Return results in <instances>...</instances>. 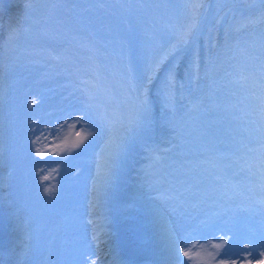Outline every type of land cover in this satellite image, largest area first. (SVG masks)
Here are the masks:
<instances>
[{"label": "rangeland", "instance_id": "1", "mask_svg": "<svg viewBox=\"0 0 264 264\" xmlns=\"http://www.w3.org/2000/svg\"><path fill=\"white\" fill-rule=\"evenodd\" d=\"M8 1L0 0V12ZM17 7L0 61L5 97L0 118L15 128L23 159L45 158V166L64 175L73 189L64 190L72 201L50 207V199L34 195L51 192L54 177L27 169L29 189L20 211L75 213L89 201L90 192L83 196L79 190L82 179L91 181L97 169L113 170L106 175L117 184L114 195L128 203L108 209L113 202L103 203V195L96 194L102 214L108 211L99 227L113 218L111 232L126 234L142 224L147 211L161 213L162 198L172 201L164 218L182 228L184 243L195 232L200 234L194 241L203 240L215 225L214 236L221 234L224 244L230 211L242 217L255 213L253 223L264 229V0H19ZM245 11L257 15L233 23L238 26L225 34L228 22ZM227 35L233 38L220 47L225 55L212 56ZM205 37L217 40L208 44ZM201 55L211 74L196 66ZM81 87L86 93L79 107L63 102L72 88L77 93ZM63 103L68 107H60ZM112 108H119L123 119L114 118ZM102 142L120 145L115 154L105 150L116 160L110 168L95 165ZM57 163L67 168L56 169ZM31 226L20 239L32 244L40 222L31 217ZM193 226L197 229L189 233ZM163 231L148 238L158 250L173 246ZM81 234L75 233L79 241ZM124 234L123 245L141 254L143 247ZM69 238L64 234L66 256H53L48 264L84 263L71 255ZM193 245L188 242L189 251ZM188 255L190 261L202 260Z\"/></svg>", "mask_w": 264, "mask_h": 264}, {"label": "bare ground", "instance_id": "2", "mask_svg": "<svg viewBox=\"0 0 264 264\" xmlns=\"http://www.w3.org/2000/svg\"><path fill=\"white\" fill-rule=\"evenodd\" d=\"M18 2L19 0H9L7 4L8 7L5 5L4 12L3 11L0 12V61H2L3 59L2 56H4V52H6L7 49L8 44L6 43V32L10 30L9 29L11 25L10 22L12 19H14V16L16 15L15 12L17 11L18 8L17 7ZM246 12H251V11H245L243 13L240 12L238 13L239 15L234 19L232 23L228 22L227 28L225 29V34L228 33V31L231 28H236L238 26L235 24H242L246 20L248 21L249 19H253L257 15V14L255 15V13L252 14ZM228 36L229 35H227L224 38V43L221 46L211 51L212 56H214V54L215 57L218 56L222 57L223 55H225L224 52H220L221 50H223L220 49V47L231 42L233 36L231 37ZM216 40H217L216 37L213 38L205 37L203 41L208 44L210 43L215 44ZM147 42H149V40H147ZM176 53L177 52H175L174 54ZM203 56L205 55L203 54ZM203 56H202V61H203ZM196 66H198L200 68V71H202L203 73L211 74V70L209 69V63L207 61L205 62L203 61L201 63L199 62L196 64ZM92 74L95 76L94 72ZM78 89L80 93L84 91V89L82 88H78ZM3 95H4L3 91L0 87V109L5 99ZM70 97L71 98L73 97L72 99L76 101L81 96H78V98H76V93H73L71 94ZM71 106L76 107L79 106V104L77 102H74V104H72ZM114 106H118V105H114ZM63 107H66V105L64 104ZM112 114L114 118L123 119L121 115L122 114L121 110L119 108L118 109L112 108ZM15 133H16L15 128L11 126H7L4 120L0 118V222H4L6 225V232L2 235V237H0V244L4 245V247H10V250L6 253L5 256L3 255L0 256V264H48L51 260V257L53 256L59 257L65 255L64 249H68L69 246L65 242H63L62 236L65 233L70 232L74 227L76 229L72 231V234H74V232L77 231L78 228H80L83 232H86L85 236L87 237V241H84L83 238V240L80 243L78 240L72 237L73 248L70 247L71 255L77 256L82 254V256H87L89 259L101 258V255L104 253V251L105 252L109 251L106 250L107 247H110L111 252L113 251L114 256H116V259L112 257L99 259L95 264H115V262H117L118 259L122 258V255L120 254V250L118 252L116 249H113L116 246V243L114 241L115 240L114 236L118 238L117 240L122 239L123 237L122 233L118 229H116L115 233L110 232L111 228H113L114 226L113 223L103 227H98V225H91V227H87L89 226L91 221H94V218L96 217L94 218L91 217L88 220H85L83 217L79 218L80 211H78V213L66 214L65 217H61V218L49 211L43 212L42 215L39 216L34 213L33 215L34 220H38L41 226L37 230L38 233L37 236L34 237V239H32V244L23 242L20 239L19 234L21 228L19 221L23 220L22 218L24 217V215L18 210V208L22 204V201L25 199L24 195H26L25 188L27 187L26 185L28 182V178L25 175V171H24V168H26V164L24 163V161H28L29 159H24V161L22 160L18 148L19 146L18 137L15 135ZM19 138H23V136L20 135ZM102 147H104L103 142L101 143V148ZM104 149L105 148H102V150ZM115 161L116 160L111 155H106V156L102 155L97 159V164L98 166L101 163L107 164L108 165L107 168H110V165L115 164ZM40 165L42 164L37 163L35 167L39 168ZM62 166L63 165L58 164L56 168H61ZM109 173H102L101 171H97L92 178V182L94 184L90 186V187L100 188V191L97 192V194H103L105 200L113 199L114 197L113 187L117 185L116 183H114L115 180L112 181L105 177V175ZM45 174H51V171L50 170L46 171ZM51 176L58 179L59 175H57L56 173H52ZM260 177L264 181V175H260ZM82 181L84 182L85 178L82 179ZM64 186H65L64 184L54 183L50 187L53 191L45 192L48 194L46 197L50 199V201H52L50 203V207L53 205V208L56 209L54 204L55 202H58L59 199L61 201L73 200L72 197H69L68 195L65 196V194L61 191L63 189L66 190V188H67L66 191H73V189H70L68 187L64 188ZM79 190L81 194H83L84 192L91 191L89 194L90 208L99 206L97 205L98 201L95 199L94 190H89V189L87 190L86 187L82 188V186L79 187ZM111 191H113V193H111ZM45 193L39 192L35 196H44ZM159 201H160V209L163 210L162 209L163 207L164 210L161 213L160 212L157 213L156 211L155 212L153 211L154 212V213L152 212L153 214L148 213L147 211L144 215L145 220H143V218L141 219L143 220L142 224L130 228L128 234L131 235L134 239H136L140 235H143V233L149 232L151 229H155V233L157 231L160 232H162L163 230L166 231L167 234H170L172 236L170 237V240H174L173 246H171V244L167 245V247H165L163 251L166 257L167 256L172 257L173 261L171 262V264H195V263H189L188 255H185L186 252L188 254L192 253L194 257H201L205 264H255L258 263L261 257H264V253L260 255V252L264 247V240L260 245H257L256 243L250 244L248 239H246L247 236L245 235V232L250 228L245 226L244 223L240 221V218H236V217H233L232 221L234 224H236L235 230L238 231V235L237 232H232L231 233L232 235L226 236L225 241L227 242V244L225 243V245L222 246L223 248H220L222 252L215 255L213 254L212 248L209 247L208 245L207 242L208 239H209L208 241H211L216 244L218 243V245L221 244V243L219 244L218 240L214 235L207 234L206 235L207 240H197L196 242L194 241L195 237L193 238L192 236L188 235L189 238L187 242L184 243L182 228L176 225V222L171 221V217L164 218L165 217L164 212L168 209V206L172 205V201L168 198H162L159 199ZM166 213L170 215V212H166ZM99 214L100 213H98L97 215L100 216ZM41 216L44 217L41 218ZM173 227L175 229L172 230L173 231L172 234L170 231L168 232V230L169 228H173ZM190 230H195V228L191 227ZM89 231L90 234H87ZM250 231L253 232L254 229H251ZM256 233L259 234V236L264 237V229L262 231L257 230ZM153 234L154 233H151V235ZM175 235H178V237ZM197 239H199V235L197 236ZM188 242L194 243V245L192 246V251H189L187 248ZM144 243L145 244L148 243V241L145 238H144ZM87 247L90 248L88 251L85 250ZM32 249H36V251L34 252L32 251ZM144 250H148L149 252L157 255V252L155 250H151L145 245H144ZM182 250H184L183 253L180 252ZM244 252L246 255L242 256L241 254H244ZM175 255H177L178 258L175 259L174 258ZM160 258L166 259L164 257H160ZM86 261L89 262V260L85 258L84 264H86ZM147 261H151V259H149L148 257H142L140 259L139 264H145ZM71 262L75 263L73 259H71ZM156 262L158 264V260ZM125 263H127V260H124L122 262V264ZM168 263L169 261L164 262L163 264H168ZM87 264H92V263L89 262ZM261 264H264V260L262 261Z\"/></svg>", "mask_w": 264, "mask_h": 264}, {"label": "snow or ice", "instance_id": "3", "mask_svg": "<svg viewBox=\"0 0 264 264\" xmlns=\"http://www.w3.org/2000/svg\"><path fill=\"white\" fill-rule=\"evenodd\" d=\"M33 103H35V101H33ZM81 142H82V141H81ZM119 147H120V145L115 144V143L113 142V154L116 153V151L119 149ZM45 191L47 192L48 190L46 189ZM225 243H226V241H225ZM216 247H220V245H216ZM185 255H188V253L186 252ZM93 264H95V262H93Z\"/></svg>", "mask_w": 264, "mask_h": 264}]
</instances>
